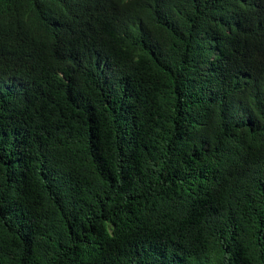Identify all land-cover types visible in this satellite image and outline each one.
<instances>
[{
	"label": "trees",
	"instance_id": "trees-1",
	"mask_svg": "<svg viewBox=\"0 0 264 264\" xmlns=\"http://www.w3.org/2000/svg\"><path fill=\"white\" fill-rule=\"evenodd\" d=\"M0 0V264H264V0Z\"/></svg>",
	"mask_w": 264,
	"mask_h": 264
},
{
	"label": "clouds",
	"instance_id": "clouds-1",
	"mask_svg": "<svg viewBox=\"0 0 264 264\" xmlns=\"http://www.w3.org/2000/svg\"><path fill=\"white\" fill-rule=\"evenodd\" d=\"M78 0H62V1H60L61 3H63L64 5H67V6H69V5H72V3H75V2H77Z\"/></svg>",
	"mask_w": 264,
	"mask_h": 264
}]
</instances>
